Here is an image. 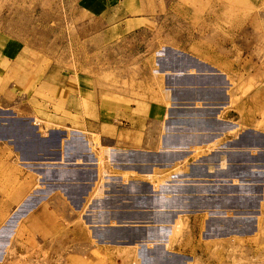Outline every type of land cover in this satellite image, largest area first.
Masks as SVG:
<instances>
[{
	"label": "crops",
	"instance_id": "crops-1",
	"mask_svg": "<svg viewBox=\"0 0 264 264\" xmlns=\"http://www.w3.org/2000/svg\"><path fill=\"white\" fill-rule=\"evenodd\" d=\"M78 2L86 12L150 11L140 0ZM222 6L210 7L208 16H190L189 8L180 6L177 26L223 28L216 15ZM105 26L104 18L96 20L102 51ZM212 33L161 36L157 39L164 47L157 53L136 47L108 58L98 53V73L112 72L119 86L109 90L98 82L89 90V80H81L86 85L78 87V107L95 112L91 117L73 115L76 88L68 75L59 74L66 98L59 104L50 101V122L59 118L67 126L83 125L82 131L69 128L42 136L34 103L0 96V183L12 181L17 189L15 203L7 206H14L18 222L45 221L47 206L50 234L56 236L58 253L64 247L67 264L89 258L99 264L93 249L117 254L109 260L115 264H132L134 257L138 264H188L201 246L193 241L185 249L180 237H200L202 223L216 231L218 212L227 213L234 204L243 212L249 202L258 203L254 183L264 178L257 168V157L264 156V39ZM150 40L136 39L135 45ZM0 44V82L8 92V78L15 73L9 64L15 58L2 34ZM169 44L178 48L165 47ZM48 76L57 92V72L50 70ZM57 108L71 110L70 116L58 117ZM24 109L29 111L23 115L14 111ZM46 162L50 177L42 198ZM26 170L38 183L27 201ZM84 231L91 241L78 239Z\"/></svg>",
	"mask_w": 264,
	"mask_h": 264
},
{
	"label": "rangeland",
	"instance_id": "rangeland-1",
	"mask_svg": "<svg viewBox=\"0 0 264 264\" xmlns=\"http://www.w3.org/2000/svg\"><path fill=\"white\" fill-rule=\"evenodd\" d=\"M78 1L0 0V37L2 34L3 39H8L10 52L15 58L9 64V69L15 71V73H11L13 76L8 78L10 90L5 92L4 86L0 82V96H4L3 98L9 101L34 103L33 106L36 108L32 112L37 117L38 132L42 136L50 131H68L69 128L84 130V126L80 124L64 125L62 124L64 120L61 121L59 118L56 124L50 122L52 121L49 109L50 101L54 104L57 100L59 104L66 98L65 90L62 91L59 87V74L68 75L72 80V87L76 88L73 100L77 107L80 101L77 98V95L80 96L78 87L85 86L87 80H89V90H92V87L96 88L98 82L101 87L104 86L109 90H112L114 86H119L114 82L115 78H113L112 72L106 70L103 74L101 70V73H98V68L102 69V62L96 59L98 53L103 54L102 52H104L105 57L108 58L113 53L134 51L135 47L138 52L157 53L161 52L164 47L157 38L161 36L176 38L182 34L192 36L193 33L199 36H208L210 32H213L212 34L216 36H244L264 39V0H140L142 8L147 5L150 11L130 14L98 11V8L86 12L78 7V4H81ZM83 3L87 4L86 1ZM180 6H187L191 11L190 16H208L210 7H225L221 9L222 12L216 13L217 24L222 25L223 28L219 26L216 30L179 28L176 17ZM135 17L142 19L140 21L128 20ZM101 18L105 19L106 24L103 51L96 39V20ZM145 18H148L149 22ZM124 21L127 22L124 23ZM161 23L166 27L161 28ZM151 38L152 40L146 41L147 45H135L136 39H138L137 42L144 43L145 39ZM100 47L101 49L98 50ZM165 47L178 48L175 44ZM104 63L108 65L110 62L105 60ZM50 70H55L58 74L59 89L57 92L54 91V87H51L52 83L48 76ZM11 85L15 87L13 88ZM14 111H19V114L23 115L29 110ZM53 111L58 117L70 116L71 112V110L69 112L63 108L53 109ZM93 113L95 114V112ZM94 114L86 107L83 109L78 107L73 110V115L79 118L81 116L91 117ZM257 158L259 163L257 168H260V172H264V156ZM48 164L50 163H42L41 167L40 178L42 182H45V185L40 187L42 198L47 196L46 180L50 177ZM34 178L35 176L26 170L24 176L26 201L28 195H31L33 187L38 186ZM3 182L0 185H9L10 187L0 188V264H67L64 247L62 246L61 252L58 253L60 249L56 245V236L50 234L47 206L44 212L45 221L18 222L14 218L16 216L13 214L14 206H7V203H15L14 193L17 189L15 186L13 187L12 181ZM254 184L259 186L258 193H254L255 196H258L257 204L249 202L248 209L243 212H241L240 204H234L227 213L218 212L216 220L222 228L217 227L216 231L207 230L206 224L202 223L200 237H180L182 240L185 239V249L188 248V242L192 243L193 241L201 246L200 254L195 256L194 262L191 261L188 264H264V178ZM223 216L227 219H221ZM179 233L181 235L182 230H179L177 234ZM223 233H231V235L219 236ZM214 234L218 236H213ZM78 239H83L85 242L91 241L86 233L84 237L80 236ZM106 253L108 254V252ZM106 253L92 250V256L100 259L99 264H115L109 260H112V257L117 254L106 255ZM81 264H97V262H91V258H89ZM132 264H138L136 257Z\"/></svg>",
	"mask_w": 264,
	"mask_h": 264
}]
</instances>
